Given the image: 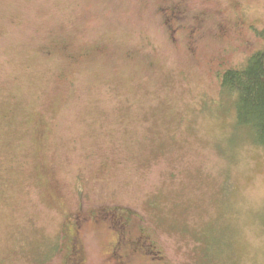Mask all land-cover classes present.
I'll use <instances>...</instances> for the list:
<instances>
[{"label": "rangeland", "instance_id": "374dc122", "mask_svg": "<svg viewBox=\"0 0 264 264\" xmlns=\"http://www.w3.org/2000/svg\"><path fill=\"white\" fill-rule=\"evenodd\" d=\"M162 1L0 0V264H64L77 206L149 232L163 261L126 264H264V149L218 79L264 49V0H188L194 42ZM82 237L119 264L104 227Z\"/></svg>", "mask_w": 264, "mask_h": 264}, {"label": "flooded vegetation", "instance_id": "af4514ba", "mask_svg": "<svg viewBox=\"0 0 264 264\" xmlns=\"http://www.w3.org/2000/svg\"><path fill=\"white\" fill-rule=\"evenodd\" d=\"M188 0H163L157 11L163 16L164 24L167 27L171 39L174 32L184 29L190 34L192 42L196 41L204 16L198 14L187 15L186 3ZM229 29L221 25L220 36H226ZM196 34V35H195ZM196 46L193 44L192 49ZM115 208L83 210L81 206L70 214L63 217L61 234L65 239L66 246L60 244L58 249L64 250V264H85V242L83 240V229L88 224L102 226L113 236L106 250L107 255L119 264H126V261L133 256H148L163 261V256L149 232L142 226L136 225L133 216L127 213L117 215ZM152 255V256H151ZM157 256V257H154Z\"/></svg>", "mask_w": 264, "mask_h": 264}, {"label": "trees", "instance_id": "16d2710c", "mask_svg": "<svg viewBox=\"0 0 264 264\" xmlns=\"http://www.w3.org/2000/svg\"><path fill=\"white\" fill-rule=\"evenodd\" d=\"M218 79L220 95L233 98L235 126L246 129L251 140L264 149V49L252 53L242 67L225 69ZM114 208L117 215H131Z\"/></svg>", "mask_w": 264, "mask_h": 264}]
</instances>
